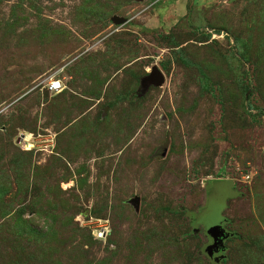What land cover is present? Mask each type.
<instances>
[{
  "label": "rangeland",
  "instance_id": "obj_1",
  "mask_svg": "<svg viewBox=\"0 0 264 264\" xmlns=\"http://www.w3.org/2000/svg\"><path fill=\"white\" fill-rule=\"evenodd\" d=\"M0 264H264V0H0Z\"/></svg>",
  "mask_w": 264,
  "mask_h": 264
},
{
  "label": "water",
  "instance_id": "obj_2",
  "mask_svg": "<svg viewBox=\"0 0 264 264\" xmlns=\"http://www.w3.org/2000/svg\"><path fill=\"white\" fill-rule=\"evenodd\" d=\"M117 23H123L125 20L116 18ZM165 82V76L162 71L156 66L152 69L151 74L143 80V88L146 91L151 85L160 87ZM168 150V144L165 146V151ZM235 194L231 192V184L228 181L216 182L212 188V202L211 206L206 212L210 213L207 217L210 224V233L217 240V247L215 251L223 250L224 242L229 237V234L225 231L222 226L224 218L222 216V211L226 206V199L233 197ZM134 206L137 209L140 207V198H135L133 201ZM213 249H210V254L213 255Z\"/></svg>",
  "mask_w": 264,
  "mask_h": 264
},
{
  "label": "built area",
  "instance_id": "obj_3",
  "mask_svg": "<svg viewBox=\"0 0 264 264\" xmlns=\"http://www.w3.org/2000/svg\"><path fill=\"white\" fill-rule=\"evenodd\" d=\"M48 89L54 93H60L64 90V87L61 80L51 77L48 81Z\"/></svg>",
  "mask_w": 264,
  "mask_h": 264
},
{
  "label": "flooded vegetation",
  "instance_id": "obj_4",
  "mask_svg": "<svg viewBox=\"0 0 264 264\" xmlns=\"http://www.w3.org/2000/svg\"><path fill=\"white\" fill-rule=\"evenodd\" d=\"M221 252H222V250H221V251H219V252H217V253H215V255H216V254H218V255H219Z\"/></svg>",
  "mask_w": 264,
  "mask_h": 264
}]
</instances>
